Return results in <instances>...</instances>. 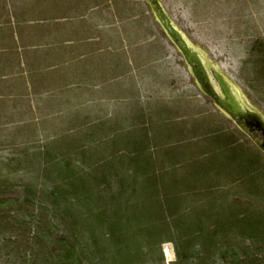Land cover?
Returning <instances> with one entry per match:
<instances>
[{
    "label": "rangeland",
    "instance_id": "1",
    "mask_svg": "<svg viewBox=\"0 0 264 264\" xmlns=\"http://www.w3.org/2000/svg\"><path fill=\"white\" fill-rule=\"evenodd\" d=\"M79 1L0 0V264H264L262 151L152 0H93L89 35ZM160 2L264 115V0Z\"/></svg>",
    "mask_w": 264,
    "mask_h": 264
},
{
    "label": "water",
    "instance_id": "2",
    "mask_svg": "<svg viewBox=\"0 0 264 264\" xmlns=\"http://www.w3.org/2000/svg\"><path fill=\"white\" fill-rule=\"evenodd\" d=\"M150 10L164 35L181 54L185 67L198 89L264 154L263 113L249 102L241 86L221 65L189 39L169 16L160 0H152ZM254 133H258V137H254Z\"/></svg>",
    "mask_w": 264,
    "mask_h": 264
},
{
    "label": "crops",
    "instance_id": "3",
    "mask_svg": "<svg viewBox=\"0 0 264 264\" xmlns=\"http://www.w3.org/2000/svg\"><path fill=\"white\" fill-rule=\"evenodd\" d=\"M79 2H78L79 3L78 5L81 4L82 12L78 13L79 7L77 6V10H76L77 13L73 12V14H72V12H71L72 15L68 19H74L75 20L76 18H79V20H86L85 21L86 24L84 25V28H80V27L75 25V28L73 27L74 29L72 28V30H69L68 32L71 33V31H72V32H76V33L79 32V33H77L78 35H80L81 33L89 35V34H91V32H89L90 26L95 28V24H94V18H93V20L91 18H90L91 20H88L86 18V16L89 14V11H91V10H93L95 8V5H93L94 4L93 0H80ZM75 6H76V4L73 5V8H72L73 10H75V8H74ZM64 11H65L64 5L61 6L59 9H58L57 5H56V8L50 9L48 14H50V16L55 21V23H59V25H60V22H61L62 24H61V26L57 27L58 29L56 28V32H53V31L49 32L47 34L48 36L55 35V36H57V39H58V38H61V37H59V35H57V34H61L62 36L64 35V33H65L64 28H63L64 27V23H63L64 18L62 16V15H64ZM99 13L102 16L103 10L100 9ZM17 20H18V18L14 17L12 15L10 16L8 25L11 26V30H12L11 32L12 33H14V31H15L14 28H13V24H17ZM14 35L16 37V40H20V38H22L24 41H28V40H26L27 39L26 36L23 37V34H17L15 32ZM24 35H25V33H24ZM62 39L63 38L60 39V42H63ZM15 42H17V41H15ZM25 43H27V42H25Z\"/></svg>",
    "mask_w": 264,
    "mask_h": 264
},
{
    "label": "flooded vegetation",
    "instance_id": "4",
    "mask_svg": "<svg viewBox=\"0 0 264 264\" xmlns=\"http://www.w3.org/2000/svg\"><path fill=\"white\" fill-rule=\"evenodd\" d=\"M254 134H256L258 136V133H254Z\"/></svg>",
    "mask_w": 264,
    "mask_h": 264
},
{
    "label": "bare ground",
    "instance_id": "5",
    "mask_svg": "<svg viewBox=\"0 0 264 264\" xmlns=\"http://www.w3.org/2000/svg\"><path fill=\"white\" fill-rule=\"evenodd\" d=\"M169 259V258H168Z\"/></svg>",
    "mask_w": 264,
    "mask_h": 264
}]
</instances>
